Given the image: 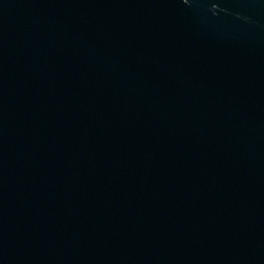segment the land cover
Segmentation results:
<instances>
[{
	"label": "water",
	"instance_id": "water-1",
	"mask_svg": "<svg viewBox=\"0 0 264 264\" xmlns=\"http://www.w3.org/2000/svg\"><path fill=\"white\" fill-rule=\"evenodd\" d=\"M0 264H264V0H0Z\"/></svg>",
	"mask_w": 264,
	"mask_h": 264
}]
</instances>
